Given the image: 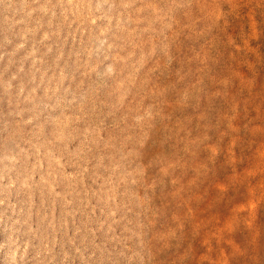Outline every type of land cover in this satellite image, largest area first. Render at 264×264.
Wrapping results in <instances>:
<instances>
[{
	"label": "rangeland",
	"instance_id": "374dc122",
	"mask_svg": "<svg viewBox=\"0 0 264 264\" xmlns=\"http://www.w3.org/2000/svg\"><path fill=\"white\" fill-rule=\"evenodd\" d=\"M0 264H264V0H0Z\"/></svg>",
	"mask_w": 264,
	"mask_h": 264
}]
</instances>
